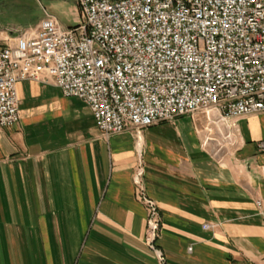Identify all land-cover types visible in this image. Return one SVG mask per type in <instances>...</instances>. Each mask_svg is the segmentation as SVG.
<instances>
[{
    "label": "crops",
    "instance_id": "1",
    "mask_svg": "<svg viewBox=\"0 0 264 264\" xmlns=\"http://www.w3.org/2000/svg\"><path fill=\"white\" fill-rule=\"evenodd\" d=\"M17 90L20 120L0 128V264H161L136 196L140 161L166 264H264V113L235 127L184 115L140 138L106 136L90 107L54 84ZM213 142L230 147L213 153Z\"/></svg>",
    "mask_w": 264,
    "mask_h": 264
},
{
    "label": "built area",
    "instance_id": "2",
    "mask_svg": "<svg viewBox=\"0 0 264 264\" xmlns=\"http://www.w3.org/2000/svg\"><path fill=\"white\" fill-rule=\"evenodd\" d=\"M79 5L76 26L47 12L0 44V128L19 122L17 85L25 80L83 100L106 136L133 130L140 138L151 126L197 113L235 127L242 116L264 113V0ZM258 145L264 151V140ZM134 181L148 213L146 242L166 264L157 246L161 212L147 193L142 161Z\"/></svg>",
    "mask_w": 264,
    "mask_h": 264
},
{
    "label": "rangeland",
    "instance_id": "3",
    "mask_svg": "<svg viewBox=\"0 0 264 264\" xmlns=\"http://www.w3.org/2000/svg\"><path fill=\"white\" fill-rule=\"evenodd\" d=\"M47 12L54 15L66 27L76 26L82 20L79 0H0V31L5 30L15 35L16 32L11 30L36 26ZM4 42L5 40H0V44ZM199 114L204 113L196 115ZM228 147L230 146L227 142H213L209 145L213 153L219 154Z\"/></svg>",
    "mask_w": 264,
    "mask_h": 264
}]
</instances>
